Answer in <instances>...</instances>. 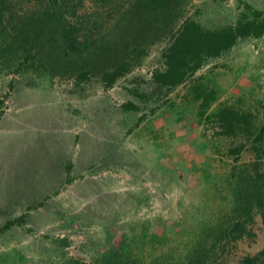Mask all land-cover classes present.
I'll list each match as a JSON object with an SVG mask.
<instances>
[{
    "label": "rangeland",
    "instance_id": "rangeland-1",
    "mask_svg": "<svg viewBox=\"0 0 264 264\" xmlns=\"http://www.w3.org/2000/svg\"><path fill=\"white\" fill-rule=\"evenodd\" d=\"M22 1L17 14L32 7ZM243 2L264 11V0H177L169 28L177 15L176 26L235 23ZM115 5L83 0L78 14L110 27ZM169 39L141 43L110 87L0 55V226L23 217L0 233V264H241L264 248V203L249 192L257 173L264 190V145L243 128L223 133L218 115L250 113L260 126L264 35L238 39L175 88L151 76ZM198 84L214 91L208 107ZM240 221L248 234L236 238Z\"/></svg>",
    "mask_w": 264,
    "mask_h": 264
},
{
    "label": "trees",
    "instance_id": "trees-1",
    "mask_svg": "<svg viewBox=\"0 0 264 264\" xmlns=\"http://www.w3.org/2000/svg\"><path fill=\"white\" fill-rule=\"evenodd\" d=\"M100 1L116 3L113 8L117 9V15L113 16L110 27L92 20L91 15L78 14V6L83 0H33L29 9L21 5V14H17L14 7L24 1L0 0V13L6 9L9 14L6 24L9 30L5 26L0 28V55L19 51L23 55L20 64L27 68L44 70L52 76L68 75L76 83L97 76L104 86L110 87L129 70L127 59L141 43L152 42L167 34L169 43L161 52L163 68L154 69L151 76L154 83L175 88L209 58L218 57L238 39L264 35V11L247 2H243L244 10L235 23L212 29L188 17L176 26L178 15L169 28L176 17L177 0H124L122 4L118 0ZM124 4H127L126 8L120 11ZM194 89V97L201 101V107H208L214 99V91H204L199 84ZM123 107L137 109L131 103L123 104ZM218 112L223 133L231 135L236 128H243L254 135L255 143L264 145V105L260 126H253L250 113L238 114L231 109ZM2 114L0 112V117ZM262 177L257 173L258 179L250 178L253 184L249 186V192L259 193L260 206L264 203V190L258 185ZM249 209H245L246 215L250 214ZM260 213L264 225V211ZM19 219L0 226V233L18 225L23 217ZM230 231L236 238L248 234L242 221L236 222ZM241 264H264V248L255 256L246 257Z\"/></svg>",
    "mask_w": 264,
    "mask_h": 264
}]
</instances>
